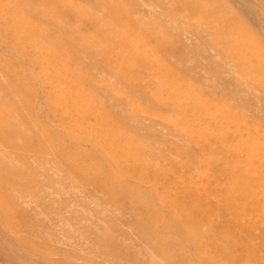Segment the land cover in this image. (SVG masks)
Instances as JSON below:
<instances>
[{
  "label": "rangeland",
  "instance_id": "1",
  "mask_svg": "<svg viewBox=\"0 0 264 264\" xmlns=\"http://www.w3.org/2000/svg\"><path fill=\"white\" fill-rule=\"evenodd\" d=\"M12 128L0 264H264V0H0Z\"/></svg>",
  "mask_w": 264,
  "mask_h": 264
},
{
  "label": "bare ground",
  "instance_id": "2",
  "mask_svg": "<svg viewBox=\"0 0 264 264\" xmlns=\"http://www.w3.org/2000/svg\"><path fill=\"white\" fill-rule=\"evenodd\" d=\"M18 135V132L15 128L8 129V130H0V137L4 139H10L9 143L13 148H17L18 143L14 140V138ZM6 136H8L6 138ZM22 138H24V134L21 135ZM22 147V146H21ZM18 147V148H21ZM28 150V146H25ZM25 150V149H24ZM21 161H26V157L24 155L18 156ZM0 180L4 184H15L20 187L21 190L26 191L29 190L32 186L36 185V182L34 181V177L32 173L29 171H26L22 167L17 166L12 161L3 160L0 156ZM9 201V200H8Z\"/></svg>",
  "mask_w": 264,
  "mask_h": 264
}]
</instances>
